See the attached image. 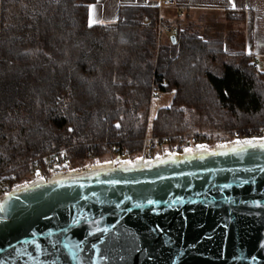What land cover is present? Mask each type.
I'll use <instances>...</instances> for the list:
<instances>
[{"label": "trees", "instance_id": "trees-1", "mask_svg": "<svg viewBox=\"0 0 264 264\" xmlns=\"http://www.w3.org/2000/svg\"><path fill=\"white\" fill-rule=\"evenodd\" d=\"M95 0H0V179L25 182L31 164L65 152L92 160L141 151L152 93L160 112L188 110L226 129L264 125V71L246 53L244 13L232 29L202 34L186 16L159 36L160 10L122 5L117 20L90 22ZM188 19V18H187ZM153 135H166L153 118Z\"/></svg>", "mask_w": 264, "mask_h": 264}, {"label": "water", "instance_id": "water-1", "mask_svg": "<svg viewBox=\"0 0 264 264\" xmlns=\"http://www.w3.org/2000/svg\"><path fill=\"white\" fill-rule=\"evenodd\" d=\"M0 264H264V137L16 184L0 195Z\"/></svg>", "mask_w": 264, "mask_h": 264}, {"label": "rangeland", "instance_id": "rangeland-1", "mask_svg": "<svg viewBox=\"0 0 264 264\" xmlns=\"http://www.w3.org/2000/svg\"><path fill=\"white\" fill-rule=\"evenodd\" d=\"M160 13L161 15L163 14V16L168 18L176 17V11L172 9L162 8L160 10ZM206 14L208 15H204V13L192 14L190 18L187 19L186 17L185 20L194 22L195 28L205 35L225 33L230 29H232L234 25L233 22L228 21L223 16L217 17L216 14L213 13L212 14L206 13ZM161 36H165V34H161ZM257 60L259 61L258 62L259 68L264 71V63H262L264 62V59H257ZM171 98H172V93H159L157 98L151 100L150 108H149V120L147 123V130L149 131L150 134H153L152 132V124L154 123L153 118L158 117V122H156V125L158 127L162 126L163 128H166L169 131V133L167 134L172 136L179 133L196 134L200 138L199 143H204L207 144L208 146H213L217 143L239 139V137H235V135H233L232 133V131L234 130L236 131L237 129L232 130V129L218 127L217 124L211 123L207 118L196 113L194 110H188L181 122L176 121L174 118L168 116L166 113L160 112L159 110L160 108L166 107L170 104ZM262 126L264 127V125ZM259 127L261 126L253 127V128H259ZM176 146L178 145L174 144V146L172 147H166L163 149L153 150L150 152H146V150L144 152V150L141 149V151H138L137 153L128 156L126 159L161 155L165 152L175 151L174 148ZM186 147H190V146H186ZM120 159H124V158H120ZM109 160L118 161L119 158H116V155L113 153L101 156L100 158L93 157L92 160H82L78 158H73V160L69 159V161L66 164L53 168L51 171H49L48 174L47 173L45 174L43 172L40 173V171H36V170L32 172L31 169L38 167L34 161L33 164H31L30 166L31 168L26 175L25 182L37 176H48L53 172L63 171V170H78L81 168H85L86 166L95 162H104ZM18 182L21 181L17 179V183Z\"/></svg>", "mask_w": 264, "mask_h": 264}, {"label": "crops", "instance_id": "crops-1", "mask_svg": "<svg viewBox=\"0 0 264 264\" xmlns=\"http://www.w3.org/2000/svg\"><path fill=\"white\" fill-rule=\"evenodd\" d=\"M122 5H154L153 0H95L90 7V22H111L119 15ZM155 6V5H154ZM190 18L192 14L206 13L225 17L227 11L244 13L243 24L246 53L255 60L264 59V0H175V7H167ZM161 14V13H160ZM163 18H168L161 15ZM167 35L166 33H162ZM257 60V64H258ZM264 63V62H262Z\"/></svg>", "mask_w": 264, "mask_h": 264}, {"label": "built area", "instance_id": "built-area-1", "mask_svg": "<svg viewBox=\"0 0 264 264\" xmlns=\"http://www.w3.org/2000/svg\"><path fill=\"white\" fill-rule=\"evenodd\" d=\"M153 4L161 10L162 8H167V7H175V0H153ZM178 16L183 15V10L178 9L177 11ZM162 16L160 14L159 20H158V33L159 36L165 32L168 35H173L177 30H178V25L176 23H164L162 20ZM158 94L155 92L152 93L151 100L154 98H157ZM233 135L235 137H264V127L261 126L259 128H249L245 131H238L234 130L232 131ZM199 136L196 134H186V133H179L174 136L166 134L164 136H156L153 134H150L149 131L147 130L145 135L142 138L143 141V147L142 149L146 150V152H150L153 150H159L163 149L166 147H172L175 145H178L174 148V150H181L182 148H185L186 146H191L193 144L199 143ZM111 152L116 155V158H124L126 159L129 155L127 152V149L125 147L119 148L117 146H112L111 147ZM92 157H94V153H91ZM44 165L35 167L31 169V171H40L43 173H49L53 168L57 166H61L66 164L69 161V158L65 152H55L50 154L47 157H44ZM20 182L17 183V177L14 176L10 180H4L3 178L0 179V195H2L4 192L10 190L12 186L15 184H19Z\"/></svg>", "mask_w": 264, "mask_h": 264}, {"label": "snow or ice", "instance_id": "snow-or-ice-1", "mask_svg": "<svg viewBox=\"0 0 264 264\" xmlns=\"http://www.w3.org/2000/svg\"><path fill=\"white\" fill-rule=\"evenodd\" d=\"M240 143H247V144H251L252 141L251 140H247V141H240Z\"/></svg>", "mask_w": 264, "mask_h": 264}]
</instances>
